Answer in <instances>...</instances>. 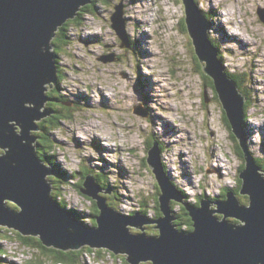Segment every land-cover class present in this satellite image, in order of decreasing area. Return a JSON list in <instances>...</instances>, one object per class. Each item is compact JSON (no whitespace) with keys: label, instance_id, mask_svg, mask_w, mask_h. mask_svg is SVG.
Segmentation results:
<instances>
[{"label":"rangeland","instance_id":"rangeland-1","mask_svg":"<svg viewBox=\"0 0 264 264\" xmlns=\"http://www.w3.org/2000/svg\"><path fill=\"white\" fill-rule=\"evenodd\" d=\"M197 2L211 20L210 38L219 47L226 70L244 77L240 91L247 93V145L264 169V0ZM118 5L124 6L129 48L121 47L112 26ZM91 11L81 12L78 24L66 26L68 45L57 60L63 76L58 91L52 93L55 102L48 106L68 116L51 137L55 167L71 176L62 186L68 210L76 208L89 220L92 205L75 185L80 184L81 173L100 175L103 186L115 188L105 191L108 202L123 216H140L148 236L155 237V224H146L157 218L160 193L147 163L148 144L153 141L161 143L164 170L186 192L188 199L182 195L191 206L201 198L225 201L224 192L240 193L244 159L237 152L238 142L214 81L212 86L206 80L193 40L182 30L183 1L106 0ZM138 109L147 116L138 115ZM50 182L62 183L60 177ZM238 198L241 204L249 201L241 194ZM173 206L176 215L182 214V205L174 202ZM235 220L230 219L238 224ZM141 227L128 225L127 229L144 234ZM0 243L10 253L9 259L1 257L4 264H27L23 251L29 249L17 235L15 241ZM95 249L97 255L83 254L80 264H125V254L110 249L112 256L105 247ZM100 252L104 257L98 256Z\"/></svg>","mask_w":264,"mask_h":264},{"label":"water","instance_id":"water-1","mask_svg":"<svg viewBox=\"0 0 264 264\" xmlns=\"http://www.w3.org/2000/svg\"><path fill=\"white\" fill-rule=\"evenodd\" d=\"M182 1L203 71L213 79L244 153L239 178L241 195L249 198V204L242 205L230 192L225 201L203 199L200 207L191 206L167 176L157 143L149 150L147 163L162 192L164 217L146 224L156 225L158 238H149L143 227L144 234H132L127 226H143L142 218L126 217L110 208L97 196L101 190L91 176L83 193L98 201L97 228L81 223L56 204L49 177L57 170L39 160L38 137L32 133L40 130L38 122L53 114L45 110L48 85L58 84L52 42L60 28L79 18L93 0H0V149L5 151L0 155V227L39 237L47 247L63 251L105 247L125 254L130 264H264V170L247 145L246 97L226 73L208 37L211 22L196 0ZM111 19L121 47L129 48L123 5L116 7ZM138 112L147 116L144 110ZM173 201L183 204L193 219L191 234H182L174 225ZM7 202L17 204V211L10 210ZM213 205L216 209H211ZM230 218L238 224L229 222Z\"/></svg>","mask_w":264,"mask_h":264},{"label":"trees","instance_id":"trees-1","mask_svg":"<svg viewBox=\"0 0 264 264\" xmlns=\"http://www.w3.org/2000/svg\"><path fill=\"white\" fill-rule=\"evenodd\" d=\"M101 1L105 2L106 0H94L92 6H87V7L83 8L81 12L86 11L87 13H92L91 9H93L94 7L96 8L97 4L99 2H101ZM81 12H80L79 15H81ZM206 18L208 19L207 15H206ZM77 19L78 18L74 19L73 21H69L68 23H66L64 25V27H62L60 29V31L57 33V37L52 42V46L54 47L53 53L56 56L55 57V62L57 63V66H58V61L57 60H58V58L61 55V51L64 49V46L68 45V41H67L68 40V36H67L68 34L65 31V27L66 26L69 27L70 25L75 24V23L78 24ZM208 21H209V19H208ZM181 25H182V28H183L182 30L183 31L187 30L188 33H189V29H188V26H187L186 18L183 19V21L181 22ZM208 37L211 40L210 33H208ZM213 44L217 47V49L219 48L214 42H213ZM220 59L223 61V58H222L221 55H220ZM226 72H227V74L230 77H232L238 83V87L241 89L242 85H241V81L240 80L243 81L244 77L239 76L240 78H242V79H239L235 75V72H233L234 74L233 73H229L228 70H226ZM58 76H59V80H61L63 74H61V72L59 71ZM142 83H144V82L142 81ZM55 92L56 91L48 92L47 93L48 97H52L54 99V94H52V93H55ZM243 93H244V95L247 94L246 92H243ZM50 109L51 110H49V111H51L52 113H53V111L55 112L54 116H52L50 118H47V119H44V120H42L41 122L38 123L39 127L41 128V131L37 133V135L39 136V140L37 142V152H38L39 160L41 162H43L47 166H52L53 169L58 171V172L57 171L56 172L59 174L61 182H62L61 179H63V176H65L64 179H63L64 181L60 185H57L55 183H51L52 184V188H53L52 199L61 208L68 210V207L70 205H68V202L66 201V199L64 197L62 186L64 184H67L68 179H70L71 177L69 175H67V174L63 175V173H61L60 169H57L55 167L56 162H55V159H54V155H52V153H54V145H53V143L51 141L52 140L51 137H52L53 131L58 129V128H60V124H61L63 118H68V116H65L64 114L63 115L60 114L55 109H52V108H50ZM246 110H247V107H246ZM226 122L228 123L227 120H226ZM228 126L230 127L229 124H228ZM246 128H247V126L245 127V134H246V137H247ZM232 137H233V139L236 142V138L234 137V135H232ZM154 142L155 141H153L150 144H148V150L153 146ZM237 148H238V150L241 151L239 145H237ZM238 154L242 157L241 153H238ZM256 162L258 163V165H261V160L259 158H256ZM262 167L264 168L263 165H262ZM242 169H244V166H242ZM81 175L83 176V178H82L80 184L75 185V187H76L77 192L79 194H81L83 198L89 200L91 205H92L90 207V209H89L90 218H89V220H87V218H85L86 216L83 213H81L76 208H71L69 211L74 216H77V218L79 219V221H81V223H83V224H85V225H87V226H89L91 228H97L98 227L97 218L100 216V210L98 208V205H97L96 201L93 200L92 198L88 197L86 194L83 193L84 180H86L87 177L89 175H91V174L89 172H87V173H81ZM59 177H56V179L59 178ZM74 177H76V176H74ZM101 178H102V176H100V175L97 176V178H96L97 179V184H98V186H99V188L101 190L100 196L101 197H105V199H107L108 198L106 196L107 192H105V191H108V190L110 191V190H113V189L115 190V188L113 187L112 184L111 185L108 184L106 186H103L102 185V181H104V180H103V178L102 179ZM173 184L176 186V184L174 182H173ZM239 185H240V187H239L240 193L237 194L238 197L241 194V190L240 189H242V181H240ZM157 186L160 189L159 185H157ZM104 187L107 188V189H105ZM180 188H181V186H180ZM226 191H228V190H226ZM159 192L161 194L159 193L157 195V197H156V202H157V205H158V212H157L156 220L164 217V213H163V211L161 209V202H160V196L162 195L161 189L159 190ZM180 192H182V194L185 195L186 198L188 199V196H187V194H186V192L184 190L180 189ZM227 195H228V192L227 193L224 192L223 196H221V198L222 197H224V198L226 197V199H227ZM207 199L210 200L211 198H207ZM202 200H203V198H201L198 201V203L196 205H194V206L200 207L201 203H202ZM107 202H108V199H107ZM243 204H249V201H248V203H246V202L244 203L243 202ZM107 205H109L110 207L113 206L111 208L114 211H117V209H115V208H117L115 205H111L109 202L107 203ZM8 207L10 208V210L18 209V205L15 204V203H11V204L9 203ZM171 209L173 211V215L175 216L176 212H175L173 203L171 204ZM120 215H122V214H120ZM179 216L181 217V215H179ZM183 218L184 217H181V223L186 224V229H183V227L181 225H179L180 223L176 222L177 220H175L174 225L176 226V228L182 234H186V235L187 234H191L192 232H194V226H193L194 225V221H193V219L191 218L190 215H188V217H186L184 221H183ZM150 225L151 224H148V226H150ZM153 226L156 228V225H153ZM129 230L131 231V229H129ZM131 233L137 235L134 231L131 232ZM145 233H146V231H145ZM15 235L18 236V240L21 242V245L23 244V246H27L26 249H29V251H23L24 257L26 256V257L29 258L25 262L27 264H80V262L82 261L81 257H82L83 254L90 252L88 256L93 257L94 255H97V252H98V250H96L94 247H91V246H85L82 249H79V250H76V251H63V250L55 248V247H47L39 237H36V236H30V237L24 236L20 231H18L16 229H10V228L5 227V226L4 227H0V240L1 241H7V242L15 241ZM154 235H155V237H153V236L149 237L148 234H147V236L149 238H158L160 236V231H155ZM16 241H17V238H16ZM99 251H101V250H99ZM28 252H31L32 254L28 253ZM107 253L113 256V253H111L110 249L107 250ZM8 254L10 255V253L6 249H4V245H2L0 243V264H2V262L4 261V259H2L1 257L8 258L9 257ZM102 254L103 253L100 252L98 256L99 257H102V256L104 257V255H102ZM125 264H130L129 261H127V259H125Z\"/></svg>","mask_w":264,"mask_h":264},{"label":"clouds","instance_id":"clouds-1","mask_svg":"<svg viewBox=\"0 0 264 264\" xmlns=\"http://www.w3.org/2000/svg\"><path fill=\"white\" fill-rule=\"evenodd\" d=\"M93 2H94V0H93ZM119 6V5H118ZM81 16V15H80ZM65 25V24H64ZM64 27V26H63ZM62 28V27H61ZM60 28V29H61ZM60 31V30H59ZM65 31H66V33H67V29H66V27H65ZM212 40V39H211ZM212 42V41H211ZM214 45V44H213ZM217 48V47H216ZM218 50V49H217ZM103 60H105V57H103L102 58ZM222 63H223V66H224V68H225V63L222 61ZM57 65V64H56ZM57 68H58V66H57ZM225 71H226V69H225ZM227 73V72H226ZM59 74V70H58V73H57V75ZM58 85H59V76H58V84L55 86V87H50L49 85V87H48V90H47V93L48 92H51V91H58ZM238 85V84H237ZM49 88H52V90H49ZM239 88V87H238ZM239 90H240V88H239ZM50 101H51V97H49V102H47V104H46V107H45V110H51L49 107H48V105H49V103H50ZM246 103H247V101H246ZM245 103V104H246ZM72 106V104H68V105H66V107H71ZM44 110V111H45ZM145 111V110H144ZM244 111H245V106H244ZM54 111H53V114H52V116H54ZM52 116H50V117H52ZM50 117H48V118H50ZM245 117H246V112H245ZM45 119H47V118H45ZM44 120V119H43ZM39 123V122H38ZM231 127V126H230ZM40 128V127H39ZM41 131V128H40V130L39 131H37V132H33L32 133V135L33 136H36V137H38V140H39V136L37 135V133L38 132H40ZM232 135H233V133H232ZM235 137V136H234ZM236 138V137H235ZM247 138V137H246ZM247 141H248V139H247ZM38 142V141H37ZM37 142H36V147H37ZM154 143H157L158 145H159V142L158 141H155ZM154 145V144H153ZM238 145H239V141H238ZM153 147V146H152ZM151 147V148H152ZM240 147V146H239ZM150 148V149H151ZM159 148H160V150H162V148H161V145H159ZM149 149V150H150ZM241 149V148H240ZM149 150H148V152H149ZM254 155V154H253ZM255 156V155H254ZM255 158H257L256 156H255ZM50 167V166H49ZM150 167V166H149ZM150 169H151V171H152V168L150 167ZM264 170V169H263ZM152 173H153V171H152ZM154 174V173H153ZM56 176H58V173H56V175L55 176H51V177H49V182H50V179L52 178V177H56ZM155 176V175H154ZM88 178V177H87ZM156 178V177H155ZM170 179V178H169ZM87 180V179H86ZM85 180V181H86ZM173 181V180H172ZM241 181V180H240ZM174 182V181H173ZM51 183V182H50ZM158 183V182H157ZM175 183V182H174ZM84 184H85V182H84ZM98 185V184H97ZM84 190H85V186H84ZM111 192L113 191V190H110ZM161 194V193H160ZM204 199V198H203ZM94 200V199H93ZM210 201H212L211 199H210ZM218 201H222V200H218ZM175 201H173V203H174ZM189 202V201H188ZM212 202H215V201H212ZM8 203L9 202H7V206H8ZM111 208V207H110ZM15 211H17V209H14ZM69 211V210H68ZM77 217V216H76ZM3 259V258H2ZM7 259H9V258H7ZM8 261V260H7ZM4 262H5V260L2 262V264H4ZM5 264H14V263H12V262H10V261H8V262H6Z\"/></svg>","mask_w":264,"mask_h":264},{"label":"flooded vegetation","instance_id":"flooded-vegetation-1","mask_svg":"<svg viewBox=\"0 0 264 264\" xmlns=\"http://www.w3.org/2000/svg\"><path fill=\"white\" fill-rule=\"evenodd\" d=\"M197 2V1H196ZM198 4V3H197ZM90 5V4H89ZM199 5V4H198ZM90 6H92V4L90 5ZM206 14V13H205ZM209 19V18H208ZM209 21L211 22V20L209 19ZM210 28H211V24H210ZM210 28H209V31H208V33H211L210 31ZM190 34V33H189ZM193 40V39H192ZM213 41V40H212ZM213 43V42H212ZM215 43V42H214ZM194 44V43H193ZM215 46V45H214ZM216 47V46H215ZM219 49V48H218ZM218 52H219V59H220V50H218ZM198 57V56H197ZM105 58H110V57H105ZM199 59V58H198ZM199 61H200V59H199ZM220 61L222 62V60L220 59ZM201 62V61H200ZM201 64H203L202 62H201ZM202 68H204L203 66H202ZM200 69H201V67H200ZM204 72V71H203ZM205 77H206V80H210V83H212V86H213V79L211 78V77H209L207 74H205ZM230 77V76H229ZM232 78V77H231ZM233 79V78H232ZM234 80V79H233ZM235 81V80H234ZM236 82V81H235ZM237 83V82H236ZM238 84V83H237ZM242 85V84H241ZM214 86H215V84H214ZM242 90V89H241ZM242 93V92H241ZM243 94V93H242ZM218 95V94H217ZM244 95V94H243ZM219 98V97H218ZM209 101V100H208ZM52 102H55V100H53V98L51 97V101H50V103H52ZM246 107H247V103L245 104V112H246ZM245 121H246V123H247V127H248V122H247V118L245 117ZM236 142H238V140L236 139ZM240 150H238V148H237V152L238 153H241L242 154V158L244 159V153H243V151L241 150L240 152H239ZM5 154V151L4 150H1L0 149V155L1 156H3ZM244 166V165H243ZM241 167H242V165H241ZM57 177H59V174H58V176ZM52 180H54V179H56V177H52L51 178ZM84 182H85V180H84ZM239 184H240V180H239ZM226 190V189H225ZM109 193L111 192V191H108ZM101 193V192H100ZM100 193L97 195L100 199H105V197H101L100 196ZM108 199V198H107ZM107 199H105L106 201H107ZM95 200V199H94ZM219 199H217L216 201H218ZM96 201V203H97V205H98V201L97 200H95ZM181 205V204H180ZM109 206V205H108ZM183 206V205H182ZM110 207V206H109ZM181 215V217H184V218H186V217H188V215H189V213H188V211L186 210V208L183 206V208H182V214H180ZM175 217L177 218L176 220V222H181V217L179 216V215H175Z\"/></svg>","mask_w":264,"mask_h":264},{"label":"bare ground","instance_id":"bare-ground-1","mask_svg":"<svg viewBox=\"0 0 264 264\" xmlns=\"http://www.w3.org/2000/svg\"><path fill=\"white\" fill-rule=\"evenodd\" d=\"M138 1H140V0H138ZM92 4V3H91ZM90 4V5H91ZM134 14H135V12H134ZM154 21H156V19L154 20ZM140 25V24H139ZM112 26H113V24H112ZM234 35H238V34H233V36ZM241 35V34H240ZM232 36V35H231ZM245 41V40H244ZM244 43H248V42H244ZM219 50V49H218ZM240 52V51H239ZM257 52V51H256ZM154 54V53H153ZM57 64V63H56ZM149 90V89H148ZM149 94H150V92H149ZM129 98H132V97H129ZM106 99V101L108 100L109 101V98L108 97H106L105 98ZM155 99V98H154ZM128 100V99H127ZM147 100V99H146ZM156 100V99H155ZM107 101V102H108ZM148 101V100H147ZM148 102H151V100L150 101H148ZM114 109V108H113ZM136 113L138 114V115H140V116H142L138 111H136ZM143 117H145V116H143ZM160 128V127H159ZM161 129V128H160ZM89 131V130H88ZM163 132V131H162ZM180 131H175V133H179ZM77 133V132H76ZM90 134V133H89ZM77 136V135H76ZM79 136V135H78ZM82 137V136H81ZM100 137V136H99ZM78 138V137H77ZM79 139V138H78ZM85 139V138H84ZM100 139H102L101 137H100ZM103 140V139H102ZM105 140V139H104ZM107 140V139H106ZM84 141H87V140H84ZM77 143V142H76ZM179 143V142H178ZM159 145H161V143H159ZM101 146L103 147V148H107L106 146H104L103 144H101ZM110 149H111V147H110ZM103 150V149H102ZM105 156V155H104ZM148 156H149V154H148ZM148 158V157H147ZM221 159V158H220ZM95 163V162H94ZM125 164V163H124ZM52 167V166H51ZM220 168L222 167V166H219ZM56 171V170H55ZM175 175V174H174ZM177 177H179V176H177ZM187 177H189L188 175H187ZM179 186H181V188H185V187H183V185L181 184V185H179ZM108 203V202H107ZM81 222V221H80ZM156 222V220L155 221H153V223H155ZM143 227V226H142ZM119 255L120 254H123V253H121V252H119L118 253Z\"/></svg>","mask_w":264,"mask_h":264}]
</instances>
